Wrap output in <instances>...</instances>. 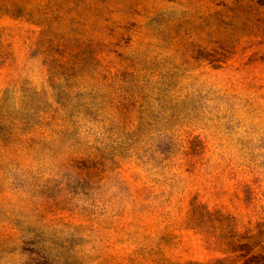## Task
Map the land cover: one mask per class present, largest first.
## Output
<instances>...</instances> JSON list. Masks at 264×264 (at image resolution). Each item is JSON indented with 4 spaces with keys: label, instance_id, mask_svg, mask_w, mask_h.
I'll return each instance as SVG.
<instances>
[{
    "label": "rangeland",
    "instance_id": "obj_1",
    "mask_svg": "<svg viewBox=\"0 0 264 264\" xmlns=\"http://www.w3.org/2000/svg\"><path fill=\"white\" fill-rule=\"evenodd\" d=\"M0 264H264V0H0Z\"/></svg>",
    "mask_w": 264,
    "mask_h": 264
}]
</instances>
